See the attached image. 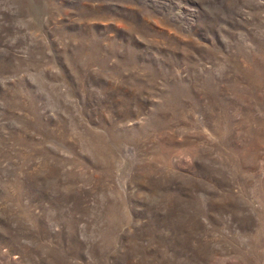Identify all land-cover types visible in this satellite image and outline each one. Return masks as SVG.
Here are the masks:
<instances>
[{
	"label": "rangeland",
	"instance_id": "374dc122",
	"mask_svg": "<svg viewBox=\"0 0 264 264\" xmlns=\"http://www.w3.org/2000/svg\"><path fill=\"white\" fill-rule=\"evenodd\" d=\"M0 264H264V0H0Z\"/></svg>",
	"mask_w": 264,
	"mask_h": 264
}]
</instances>
